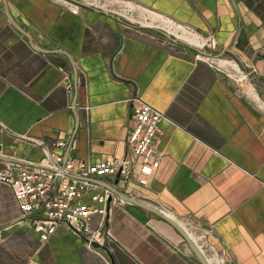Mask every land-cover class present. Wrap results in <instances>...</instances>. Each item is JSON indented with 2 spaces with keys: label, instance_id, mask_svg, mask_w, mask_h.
<instances>
[{
  "label": "crops",
  "instance_id": "obj_1",
  "mask_svg": "<svg viewBox=\"0 0 264 264\" xmlns=\"http://www.w3.org/2000/svg\"><path fill=\"white\" fill-rule=\"evenodd\" d=\"M125 1L213 39L201 51L253 69L241 88L264 100V0ZM111 14L120 20L73 14L61 0H0V169L37 161L59 139L51 149L63 159L122 156L135 100L164 114L147 186L90 178L110 194L101 243L62 224L40 241L0 183V264H201L175 228L127 197L207 230L223 264H264V107L193 47Z\"/></svg>",
  "mask_w": 264,
  "mask_h": 264
},
{
  "label": "built area",
  "instance_id": "obj_2",
  "mask_svg": "<svg viewBox=\"0 0 264 264\" xmlns=\"http://www.w3.org/2000/svg\"><path fill=\"white\" fill-rule=\"evenodd\" d=\"M61 1L71 13L75 14L79 11L78 4L69 0ZM79 1L94 8L114 12L126 22L134 21L140 27H142L140 22L132 18L133 12L142 16H136L138 19L149 20L148 14L153 13L173 25H180L125 0H116L115 10L112 9L115 3L113 0ZM146 15L147 17H144ZM180 26L193 34L200 42L199 46L190 45L195 50L193 53L195 60L205 61L216 70L223 72L233 80L241 92L248 94L253 102L264 107V100L250 83L245 90L241 88L249 82V75L254 71L253 69L246 70L233 59L225 56L203 54L201 50L214 48L213 39L203 38L188 27ZM230 63L237 64L238 68L235 70ZM163 118L164 114L159 110L140 100H135L131 107V127L125 136L127 150L122 156L103 157L94 162L63 159L61 154L51 149L66 145L64 139H59L51 145V148L42 146V155L37 161L24 160L20 164L3 166L0 169V183L9 187L18 208L19 220L28 221L30 228L37 234L40 241H45L54 232L56 226L62 224L72 233L82 237L88 245L103 242V238L107 235L103 226L110 194L92 183L90 178L118 174V178L122 181L134 177L139 186H147L149 178L159 163L154 140L158 123ZM85 199L90 203H85ZM94 215H98L99 219L95 226L91 227ZM178 223L208 264H223V257L214 252L213 246L206 240L207 230L198 228L187 221L183 223L178 221Z\"/></svg>",
  "mask_w": 264,
  "mask_h": 264
},
{
  "label": "water",
  "instance_id": "obj_3",
  "mask_svg": "<svg viewBox=\"0 0 264 264\" xmlns=\"http://www.w3.org/2000/svg\"><path fill=\"white\" fill-rule=\"evenodd\" d=\"M69 1H72V2H74V3H76V4H78V5L81 6V7L89 8V9H91V10H94V11H97V12H100V13H103V14H106V15L112 17V18H116V19H119V20H120L119 17H117V16H115V15H113V14H111V13L105 11V10H102V9H98V8H94V7L88 6V5H86V4L82 3V2H80L79 0H69ZM160 33L163 34V36H165L167 39H169V40H171V41H173V42H178V43H180V40H179V39H177V38H175V37H171L169 34H167V33H165V32H160ZM182 44H183V43H182ZM184 44H186V43H184ZM187 46H190V45L187 44ZM190 47H191V46H190ZM201 52H202L203 54H207V53H204L203 51H201ZM209 55H211V54H209ZM118 79L122 80V81L125 82V83H129V84H131V85L133 86V88H134V85H133V83H132L131 81H129V80H125V79H122V78H118ZM115 178H116V180H117V178H118V174L115 175ZM122 197H124V196H122ZM124 198H125V197H124ZM109 199H110V197L107 199V202L109 201ZM125 199L130 200V201H132V202H135V203H137V204H139V205L145 207V208L148 209L149 211L153 212L154 214H156L157 216H159L160 218H162L163 220H165L166 222H168L173 228H175V229H176V230L182 235L184 241L187 243V245L189 246V248L191 249V251L193 252V254L195 255V257L199 260V262H200L201 264H208V263L206 262V260L204 259V257L202 256V254H201V253L198 251V249L193 245V243L191 242V240L189 239V237L187 236V234L185 233V231L183 230V228L179 225V223H178L173 217L163 214L162 212H160L158 209H156V208L153 207V206H149V205H145V204H143V203L137 202V201L133 200L132 198H128V197H127V198H125Z\"/></svg>",
  "mask_w": 264,
  "mask_h": 264
},
{
  "label": "rangeland",
  "instance_id": "obj_4",
  "mask_svg": "<svg viewBox=\"0 0 264 264\" xmlns=\"http://www.w3.org/2000/svg\"><path fill=\"white\" fill-rule=\"evenodd\" d=\"M141 16L140 14H137V12H133L132 13V18L134 19V20H137L138 22H140L139 24L140 25H142L143 23H151V25H149V26H142V27H140V28H144V29H148V30H153V31H155V32H165V33H168L171 37H173L174 35H173V32H177V31H179V30H181V26L180 25H173V24H171L170 22H168L167 20H165L164 18H159V22L158 23H155L154 21H151V19H150V13L148 14V18H149V20H147V19H138L136 16ZM142 17V16H141ZM144 17H147V15L146 16H144ZM163 19V20H162ZM157 21V20H156ZM128 23H130V24H132V25H138V23H135L134 21H132V22H130V21H127ZM163 22V23H162ZM162 23V24H161ZM164 24H166V25H164ZM157 25V26H156ZM170 25V26H169ZM159 27H160V29H159ZM166 27V28H165ZM169 27V28H168ZM163 28H164V30H163ZM180 28V29H179ZM176 29H178V30H176ZM165 30H167V31H165ZM168 31H170V32H168ZM154 32V33H155ZM156 33V34H157ZM159 34V33H158ZM176 34H179V33H176ZM175 38H177L176 36H174ZM177 39H179V38H177ZM180 40V43H183L184 44V41L182 40V39H179ZM185 45V44H184Z\"/></svg>",
  "mask_w": 264,
  "mask_h": 264
},
{
  "label": "bare ground",
  "instance_id": "obj_5",
  "mask_svg": "<svg viewBox=\"0 0 264 264\" xmlns=\"http://www.w3.org/2000/svg\"><path fill=\"white\" fill-rule=\"evenodd\" d=\"M150 19L151 21H156L158 20L159 21V17L156 15V14H153V13H150ZM163 20V19H162ZM152 23V22H151ZM151 23H143L142 26H149L151 25ZM163 23V22H162ZM161 23V24H162ZM166 25V24H164ZM152 26V25H151ZM170 26V25H169ZM166 28V27H165ZM169 28V27H168ZM180 29V28H179ZM178 30V29H176ZM167 31V30H166ZM170 32V31H168ZM171 33V32H170ZM176 33H179V34H176ZM173 35L176 36L177 38L179 39H182L184 41V43H187L191 46H199L200 45V42L196 39V37L193 35V34H190L189 32H187L185 29H183V27H181V30L177 31V32H173ZM232 68H234L235 70L238 68L237 64L235 63H230ZM254 98H256L254 95H253ZM160 210V209H159ZM161 211V210H160ZM163 212V211H162ZM163 214L165 215H168L170 216L168 213L166 212H163ZM208 262H210V260H208ZM215 264V263H213Z\"/></svg>",
  "mask_w": 264,
  "mask_h": 264
}]
</instances>
